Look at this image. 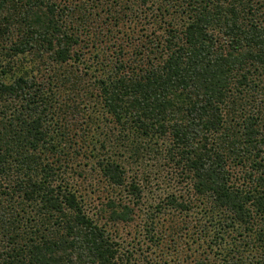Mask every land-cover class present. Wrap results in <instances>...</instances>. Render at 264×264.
<instances>
[{
  "label": "trees",
  "instance_id": "16d2710c",
  "mask_svg": "<svg viewBox=\"0 0 264 264\" xmlns=\"http://www.w3.org/2000/svg\"><path fill=\"white\" fill-rule=\"evenodd\" d=\"M0 264H264V0H0Z\"/></svg>",
  "mask_w": 264,
  "mask_h": 264
},
{
  "label": "rangeland",
  "instance_id": "374dc122",
  "mask_svg": "<svg viewBox=\"0 0 264 264\" xmlns=\"http://www.w3.org/2000/svg\"><path fill=\"white\" fill-rule=\"evenodd\" d=\"M137 223V228L133 227V226H129V227H121L123 231H125V235L130 232V233H134L135 231H139V228H138V224L140 223V219L136 221Z\"/></svg>",
  "mask_w": 264,
  "mask_h": 264
}]
</instances>
